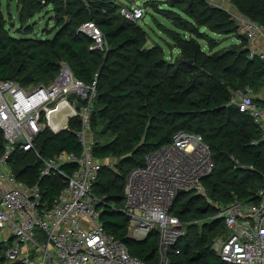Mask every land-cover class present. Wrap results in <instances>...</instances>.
<instances>
[{
    "label": "trees",
    "instance_id": "16d2710c",
    "mask_svg": "<svg viewBox=\"0 0 264 264\" xmlns=\"http://www.w3.org/2000/svg\"><path fill=\"white\" fill-rule=\"evenodd\" d=\"M158 1L152 0V7L161 5ZM231 2L242 14L264 25V0ZM22 3L21 20L53 4L58 30L46 38H17L7 31L0 4V80H17L25 87L50 84L60 71V63L67 61L78 79L86 84L97 82L92 111L94 154L100 160L118 157L125 165L130 161L134 164L122 167L123 172L105 165L94 192L104 201L103 225L134 256L160 264V236L153 230L143 241L132 237L129 217L123 211L126 177L134 167L144 164L151 150L170 143L179 130L203 135L211 147L216 168L205 179L211 201L228 206L235 198L257 200L258 191L264 187V138L252 118L233 102L232 94L247 86L254 92L264 88V61L249 57L248 38L242 34L231 47L214 49L219 42L205 29L234 36L239 31L228 11L208 0H170L167 14L171 15L172 27H161L180 52L174 57L167 56L160 45L146 47V32L136 25L138 22L120 14L116 0ZM90 20L103 31L108 50L91 49L94 40L79 32ZM31 30L27 27L24 33L29 35ZM202 40L207 42L205 47ZM70 127L59 134L42 132L36 140L37 149L46 157L62 151L80 152L76 136L79 120H71ZM4 145L0 129V154ZM128 153L133 157L122 160ZM10 164L21 181L40 183L46 199L55 197L66 184L60 175L41 180V164L34 152L18 147ZM64 168L71 172L73 167ZM205 198L192 193L177 197L173 213L188 223V228L176 245L180 253L168 252V264H227L212 245L228 228ZM109 200L124 203L110 205ZM197 220L203 222L202 230L200 223H193Z\"/></svg>",
    "mask_w": 264,
    "mask_h": 264
},
{
    "label": "built area",
    "instance_id": "2783aa9c",
    "mask_svg": "<svg viewBox=\"0 0 264 264\" xmlns=\"http://www.w3.org/2000/svg\"><path fill=\"white\" fill-rule=\"evenodd\" d=\"M127 20L140 22L144 4L120 5ZM248 38L250 58L264 61V51L253 42L264 36V25L238 11H228ZM79 32L94 40L93 50L109 45L101 28L92 20ZM76 93L72 99L70 95ZM97 82L78 79L67 61L50 84L25 87L17 80H0V129L5 145L0 154V264H149L134 256L101 221L103 198L94 192L102 168L107 165L94 154L93 102ZM233 102L248 114L264 138V100L249 86L233 91ZM78 119L76 136L80 152L62 151L46 157L37 149L38 136L48 131L70 130ZM63 122L65 125L62 126ZM20 140H23L21 143ZM34 152L41 164V180L60 175L65 186L46 199L40 183L21 181L10 164L17 148ZM72 166L69 172L64 166ZM211 147L203 135L177 131L168 144L151 150L144 164L128 173L125 207L132 237L143 241L153 230L160 236V264H168L169 249L180 253L177 243L185 235L184 223L173 213L179 191L206 197L224 219L227 233L218 256L227 264H264V187L256 201L235 198L228 206L211 201L205 179L215 170ZM183 193V194H184Z\"/></svg>",
    "mask_w": 264,
    "mask_h": 264
},
{
    "label": "rangeland",
    "instance_id": "374dc122",
    "mask_svg": "<svg viewBox=\"0 0 264 264\" xmlns=\"http://www.w3.org/2000/svg\"><path fill=\"white\" fill-rule=\"evenodd\" d=\"M23 0H0L1 10L6 19V28L7 31L17 37L22 38L26 36L37 37V38H46L51 37L50 34H53L58 30L57 21L55 19L56 12L54 11V5L49 4L46 7H42L41 11L36 14L34 17L21 20L20 13L24 8ZM120 4L130 5L131 3H140L144 4L147 10V15L145 18L138 22L136 25L139 26L141 30L146 32L147 43L146 47H153L155 45H160L163 47L165 54L167 56L172 55L176 57L180 54L179 50L174 47V43L169 37L162 31V25H166L168 27H172V21L170 19L171 15L167 14V10L170 8V0H157L161 5H157L156 7H152V0H116ZM210 4L221 7L223 9H227L232 2L231 0H211L208 1ZM32 27V30L29 35H26L27 27ZM211 36H213L219 45L214 49H227L231 47L233 44L238 43V35H241L238 31L237 36L234 35H219L213 34L212 32L205 29ZM203 47L207 45L206 41H201ZM105 163H107V167L113 171H122V167H131L134 162L130 161L129 163L123 164L121 159L118 157H109L104 159ZM98 193V191H97ZM99 194V193H98ZM207 199V198H205ZM110 205H123L124 200L117 202L116 200H109ZM193 223H200L198 226L199 230H202V221H193ZM184 231L187 232L188 223H184ZM224 235H219L215 242L212 245V250L218 255V248L220 243L223 241ZM172 249H169L168 252H171ZM167 252V255H168ZM161 254V253H160ZM172 258V253L169 255ZM159 259V258H158ZM173 259V258H172ZM171 259V260H172ZM162 260V256H161Z\"/></svg>",
    "mask_w": 264,
    "mask_h": 264
},
{
    "label": "crops",
    "instance_id": "0c3cea01",
    "mask_svg": "<svg viewBox=\"0 0 264 264\" xmlns=\"http://www.w3.org/2000/svg\"><path fill=\"white\" fill-rule=\"evenodd\" d=\"M211 1V0H208ZM122 5V4H120ZM227 9H225L226 11H238L240 12L233 4H231L229 7H227ZM223 9V8H222ZM254 44L262 51H264V36H258L253 40ZM256 97L264 100V88L262 90H260L259 92H255ZM104 161V160H103Z\"/></svg>",
    "mask_w": 264,
    "mask_h": 264
},
{
    "label": "water",
    "instance_id": "95a60500",
    "mask_svg": "<svg viewBox=\"0 0 264 264\" xmlns=\"http://www.w3.org/2000/svg\"><path fill=\"white\" fill-rule=\"evenodd\" d=\"M190 63H192V62H190ZM76 93H72L71 95H70V97L72 98V99H74L75 97H76ZM20 142L22 143L23 142V140H20ZM131 157H133V153H128V154H126V155H124L123 157H122V160H124V161H127V160H129ZM184 193V191L183 190H180L179 191V195L180 194H183Z\"/></svg>",
    "mask_w": 264,
    "mask_h": 264
}]
</instances>
